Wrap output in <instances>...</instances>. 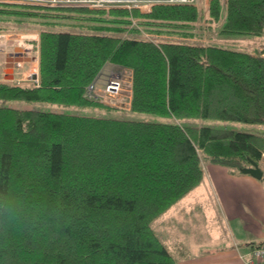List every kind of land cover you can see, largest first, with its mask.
Segmentation results:
<instances>
[{
	"label": "trees",
	"instance_id": "1",
	"mask_svg": "<svg viewBox=\"0 0 264 264\" xmlns=\"http://www.w3.org/2000/svg\"><path fill=\"white\" fill-rule=\"evenodd\" d=\"M224 9L210 0L219 34L264 37V0H224ZM0 14L93 22L90 31L41 29L38 85L2 79L0 99L96 105L86 88L115 65L129 73L123 105L171 118L0 105V264H178L154 219L200 182L203 162L241 172L264 158L262 132L182 120L264 125V50L190 41L195 4L139 12L0 3Z\"/></svg>",
	"mask_w": 264,
	"mask_h": 264
},
{
	"label": "crops",
	"instance_id": "2",
	"mask_svg": "<svg viewBox=\"0 0 264 264\" xmlns=\"http://www.w3.org/2000/svg\"><path fill=\"white\" fill-rule=\"evenodd\" d=\"M232 37L233 48L264 50V37ZM13 58V79L24 78L28 58ZM6 75L3 68L0 80ZM202 168L200 182L155 218L153 227L178 264H249L253 247L264 241V180L209 161Z\"/></svg>",
	"mask_w": 264,
	"mask_h": 264
},
{
	"label": "rangeland",
	"instance_id": "3",
	"mask_svg": "<svg viewBox=\"0 0 264 264\" xmlns=\"http://www.w3.org/2000/svg\"><path fill=\"white\" fill-rule=\"evenodd\" d=\"M210 0H196L194 3L197 5L199 9V20L196 22L195 26L196 28L193 29V33L195 36L189 38L190 41L194 42H204L207 43H215V41H219L222 39H225L222 41V45L228 46V47H235L232 45V41L229 39H232L234 37L232 36H217L219 34V24H216L215 22L209 20V13H208V6H209ZM114 7V6H112ZM93 9L92 7H88ZM110 7H105V9H109ZM139 12H146L149 11L147 8H138ZM224 0H222V14L224 15ZM63 14H68L71 12H68L67 10H60ZM49 23H47L46 20L40 18V17H28V16H16V15H6V14H0V71L4 68L5 73H7V78L9 79V74L12 73V71H7L6 64L9 62H12L14 58L10 57L11 53H15L19 51L22 53V50L24 48L28 47V51L26 53V56L28 58V62L24 65L26 68L28 67V73L37 72L38 75V64L36 62V59L38 58V37H39V31L41 29H50L54 31L58 30H70L74 32H82V31H90L89 26L93 23L92 21H86L83 19L78 18H63V19H57V20H48ZM93 25V24H92ZM200 33H204L205 36L200 37ZM124 35L127 34L123 33ZM212 35V38L211 36ZM221 35V34H219ZM138 36L143 37H152L155 40H167V39H179V36L176 33L173 32H162L160 34L150 33L140 30V34ZM208 36V37H207ZM206 37V39L204 38ZM202 38V39H201ZM224 43V44H223ZM217 44V43H215ZM227 44V45H226ZM21 49V51L19 50ZM23 55V54H22ZM38 61V60H37ZM14 65V62H12ZM120 69V68H119ZM104 71L107 72V75L101 79L98 82V87L101 88L103 83L105 82V79L108 77L109 74L112 72H119L121 71L125 75V83L123 85V89L121 91L122 94L116 96V101L118 108L110 109L105 107L106 102L105 98H99L96 102V105H88V106H75V105H63L58 103H26L24 101H18V100H2L0 99V105H10L15 107H35L40 108L44 110H53V111H63L66 113H77V114H88V115H94V116H113V117H126V118H133V119H152V120H171V118L155 115V114H147L142 112H135L131 111L129 109H126L124 107H121L124 102L123 94L126 92V83L128 81V72L126 70H118L115 68V66H105L103 68ZM6 80V79H3ZM11 80H14L13 78ZM15 82V80H14ZM21 83H29L33 86H36L34 82L31 80H23ZM126 86V88H125ZM115 101V103H116ZM126 105V104H124ZM127 106V105H126ZM182 123L184 125H190V126H200V125H209L214 126L218 128H227V129H236V130H244V131H250V132H262L264 133V125L261 124H249L239 121H231V120H220V119H209V118H189L182 120ZM260 164V163H259ZM262 164V163H261ZM260 164V166H261ZM262 167V166H261ZM264 168V167H262Z\"/></svg>",
	"mask_w": 264,
	"mask_h": 264
},
{
	"label": "built area",
	"instance_id": "4",
	"mask_svg": "<svg viewBox=\"0 0 264 264\" xmlns=\"http://www.w3.org/2000/svg\"><path fill=\"white\" fill-rule=\"evenodd\" d=\"M196 0H0V3H16L30 5H51V6H86L92 8L105 7H124V8H147L154 3L163 4H194ZM134 23V22H133ZM28 47L22 50L23 56H26ZM23 80H31L38 85L37 72L27 73L24 78L15 80L20 83ZM125 75L119 72H112L105 79L103 85L98 87L97 80H93L86 88V95L89 98H105L110 105H117L116 96L121 94L125 83ZM116 101V103H115ZM249 264H261L264 262V241L257 243L252 249V258L247 261Z\"/></svg>",
	"mask_w": 264,
	"mask_h": 264
},
{
	"label": "water",
	"instance_id": "5",
	"mask_svg": "<svg viewBox=\"0 0 264 264\" xmlns=\"http://www.w3.org/2000/svg\"><path fill=\"white\" fill-rule=\"evenodd\" d=\"M19 50L21 51V49H19ZM17 52H19V51H17ZM12 67H13V63L8 61V63L6 64V69H9L10 71H12ZM9 77H10L9 79L7 77L5 79L11 80L13 78L12 74H9ZM241 172L242 173H249L250 175H252L256 178L264 180V168H262L260 166V164L255 162V161H251L250 166L243 167L241 169Z\"/></svg>",
	"mask_w": 264,
	"mask_h": 264
},
{
	"label": "flooded vegetation",
	"instance_id": "6",
	"mask_svg": "<svg viewBox=\"0 0 264 264\" xmlns=\"http://www.w3.org/2000/svg\"><path fill=\"white\" fill-rule=\"evenodd\" d=\"M15 56H18L19 58H22L23 57V55H22V53H20V52H15L13 55H11L10 57H15ZM12 62H14V61H12Z\"/></svg>",
	"mask_w": 264,
	"mask_h": 264
},
{
	"label": "bare ground",
	"instance_id": "7",
	"mask_svg": "<svg viewBox=\"0 0 264 264\" xmlns=\"http://www.w3.org/2000/svg\"><path fill=\"white\" fill-rule=\"evenodd\" d=\"M7 71H10L9 69H7Z\"/></svg>",
	"mask_w": 264,
	"mask_h": 264
}]
</instances>
